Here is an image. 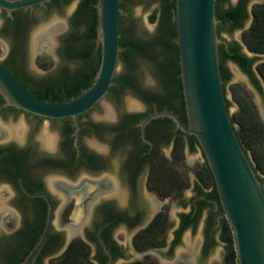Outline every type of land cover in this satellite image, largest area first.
<instances>
[{"label":"flooded vegetation","instance_id":"af4514ba","mask_svg":"<svg viewBox=\"0 0 264 264\" xmlns=\"http://www.w3.org/2000/svg\"><path fill=\"white\" fill-rule=\"evenodd\" d=\"M69 1L60 0L56 4L49 0L10 13L0 8V32L12 41L9 52L0 61L7 68L34 77L25 67L24 50L20 47L27 27L37 9L46 11L52 5ZM248 1L236 0L221 8L237 7L242 12L235 27L239 30L238 40L223 41L225 47L228 42L236 43L237 53L249 59L250 74L238 63L227 60L247 76L261 94L264 105V79L260 72L264 52L252 51L243 42L254 9L264 4V0L249 5ZM42 37L37 38V44L31 38L34 54L43 47ZM220 65L228 81L229 70L224 61ZM237 85L244 94L241 85ZM137 89L144 91L139 85ZM108 92L109 89L106 95H110ZM131 92L134 93L132 89ZM155 97L152 101L139 97L148 105L145 112L122 111L105 119L84 118L97 107L96 103L77 115L75 134L71 117L38 116L8 104L0 95V264H22L47 222L46 238L33 264L35 261L53 264L76 239L86 244L92 264H231V261L236 264L235 256H229L234 251L232 229L218 201L204 156L200 166L190 172L180 168L184 150L200 148L196 138L178 129L167 116L152 118L142 128L139 124L155 110L179 111L178 102L169 94L160 90ZM249 100L264 124V115ZM18 113L23 114L24 122L16 129L18 123L12 119ZM44 119L47 120L46 126L42 124L44 131L59 123L58 137H52L50 143L41 137L42 132L36 133ZM179 119L186 125V117ZM7 125L13 126L11 135L3 128ZM86 135L92 136V146L83 144ZM248 155L264 191V155L256 145ZM113 166L115 169L111 171ZM80 169L86 174L76 175ZM172 199L176 206L173 214L165 204ZM196 232L199 234L193 238ZM67 236L69 240L65 243ZM216 244L221 248L216 250ZM161 249L166 263L152 252Z\"/></svg>","mask_w":264,"mask_h":264},{"label":"water","instance_id":"95a60500","mask_svg":"<svg viewBox=\"0 0 264 264\" xmlns=\"http://www.w3.org/2000/svg\"><path fill=\"white\" fill-rule=\"evenodd\" d=\"M49 0H0V8L12 10ZM120 0H96V37L100 60L94 80L80 94L61 102L32 97L0 61V95L17 108L46 118L76 117L106 95L118 60V16ZM215 0H174V41L178 49L179 77L186 125L172 110L153 111L141 121L167 116L176 127L192 134L213 177L218 201L233 233L236 264H264V191L257 174L239 142L222 89ZM44 35V37H42ZM38 31L33 38L46 37ZM216 203V202H215ZM49 222L22 264H33L46 238ZM69 240L66 237L65 243ZM108 263L111 255L107 250Z\"/></svg>","mask_w":264,"mask_h":264},{"label":"trees","instance_id":"16d2710c","mask_svg":"<svg viewBox=\"0 0 264 264\" xmlns=\"http://www.w3.org/2000/svg\"><path fill=\"white\" fill-rule=\"evenodd\" d=\"M53 1H56V4L60 2V0ZM131 1L132 0H120L119 6L121 12L118 16V22H120L121 17L125 16V5ZM221 1L222 0H215V17L218 20L216 23V31L218 35L223 28H235L238 26L242 13L241 9L237 7H230L227 10H222L220 8ZM95 2L96 0L79 1L77 9L72 16V20L75 24L83 23V30L81 32L71 31L61 38L58 52L64 60L73 59L76 61L75 68L72 71L67 69L65 65H62L53 78H34L30 75H25L23 72H18L14 68H8L14 78L32 97L45 102L65 101L80 94L94 80L100 60V45L95 41ZM160 2L162 4L163 16L159 25V30L154 35V38H152V43L160 46L162 57L158 60L148 57L151 41L149 45L142 44L128 38L127 32L121 29L118 30V45L121 48L118 52V57L122 58L127 68L131 70L133 66L131 61L132 54L145 55L152 62L154 70L162 82L163 87L159 89V91L161 90L162 93L169 94L176 99L179 104V111H177V113H179L181 119L185 120L179 77L178 49L174 41L176 32L173 19L171 22L167 19L170 15L171 18L174 16V0H160ZM243 42L247 48L252 51L264 52V4L255 7L252 23L243 35ZM224 44V42L218 43V57L223 92L227 82V76L224 75L222 71L221 62L230 59L238 63L245 72L248 74L251 73L248 66L250 61L237 53V44L228 42L227 47H225ZM260 72L264 79V64L261 65ZM137 86L138 83L132 74L127 72L119 77L113 76L112 83L108 88V93L115 94L117 91L126 88L132 89L134 93L143 100H155V93L145 90L140 91L137 89ZM30 88H34V90L31 91ZM230 88L233 90L234 98L239 106L236 112L230 114V121L239 142L244 148L248 158L249 155L247 151L252 150L255 145L259 153L264 155V149L262 147L264 124L259 120L251 100L240 93L239 86L237 84H231ZM228 105V101L226 100L227 108ZM177 150H181V145L177 146ZM177 158L179 159V154ZM254 170H256V168H254ZM167 190H170V188ZM87 254L88 250L86 244L77 239L72 240L63 253L54 260L53 264H92ZM233 255L234 251H232L229 256L233 257ZM230 263L232 264V261ZM34 264L40 263L35 261Z\"/></svg>","mask_w":264,"mask_h":264},{"label":"rangeland","instance_id":"374dc122","mask_svg":"<svg viewBox=\"0 0 264 264\" xmlns=\"http://www.w3.org/2000/svg\"><path fill=\"white\" fill-rule=\"evenodd\" d=\"M80 0H70L66 4L52 5L46 11L37 9L34 12L33 21L30 22L26 30L24 41H21L20 47L24 50L25 67L36 78H53L60 66L65 65L67 69L72 71L75 68L76 61L64 60L59 55L58 48L60 46L61 38L71 31L81 32L83 30V23H74L72 16L74 15ZM236 0H227L220 2V8L227 4H234ZM256 0H249L248 5ZM125 16L121 17L118 22V30H124L127 32V37L136 40L142 44L149 45L148 57L154 60H158L162 57L160 53V46L152 43V38L159 30V25L162 19V4L160 0H132L125 5ZM171 22L173 17L171 15L167 17ZM2 19L0 17V27ZM38 31L45 33L46 37L43 39L42 49L36 54L33 53L31 38L34 33ZM239 30L237 28H223L220 30L219 36L222 40L234 41L238 40ZM11 39L7 35H3L0 32V58L5 57L10 49ZM20 48V49H21ZM242 50L245 49L242 47ZM246 52V51H245ZM247 53V52H246ZM247 55L250 56L249 53ZM131 61L133 66L129 70L122 58L118 57L116 63V69L114 77H119L127 72H130L138 85L145 91L155 93L163 87L157 73L154 70L152 62L142 54H132ZM226 68L229 70L230 78L225 84L224 96L228 101V112L232 114L238 110V104L234 98L233 90L230 88L232 83L240 84L243 93L252 99L256 105L260 115H264V105L262 102V96L256 92L252 87L247 76L239 71V69L230 61L224 60ZM129 70V71H128ZM238 75V76H237ZM119 97V100L117 98ZM132 104V106H130ZM148 105L143 103L139 96L132 93L130 89H123L117 91L115 94L105 95L97 107L91 109L85 117L89 118H107L115 116L116 114L127 111L141 113L145 112ZM108 112V113H107ZM107 113V114H106ZM14 122L23 124V114L18 113ZM47 124V120L41 121V128L36 133L43 131V126ZM59 123H54L49 130H46L48 134L53 138L58 137L57 127ZM83 144L92 146V136L86 135L82 138ZM250 150L247 151L249 154ZM203 161V154L200 148H196L193 151L188 149L184 150V159L180 162V168L184 172H190L191 169H195L200 166ZM114 162V160L112 161ZM192 167V168H190ZM114 171L115 167L110 168ZM85 175L86 171L80 169L76 175ZM189 180L192 182L193 176L189 173ZM189 188H187L185 194H188ZM166 209L171 214L176 209L175 200L166 201ZM198 225V230L200 228ZM199 232H196L193 236H198ZM228 235H230L228 233ZM216 250L221 248L220 244H216ZM161 250H153V254L159 257V261L166 263V255H163ZM167 264V263H166Z\"/></svg>","mask_w":264,"mask_h":264},{"label":"bare ground","instance_id":"6f19581e","mask_svg":"<svg viewBox=\"0 0 264 264\" xmlns=\"http://www.w3.org/2000/svg\"><path fill=\"white\" fill-rule=\"evenodd\" d=\"M238 76V75H237ZM130 106H132V104H130ZM108 113V112H107ZM106 113V114H107ZM19 127H21V123H19V124H17V126H15V128L16 129H18ZM4 128V130H5V132L7 133V134H9V135H11L12 133H13V126L11 125H7V126H4L3 127ZM15 132H17V131H15ZM42 133H41V137L44 139V141L45 142H47V143H50L51 141H52V137H51V135H49V134H47V132L46 131H41ZM8 135V136H9Z\"/></svg>","mask_w":264,"mask_h":264}]
</instances>
